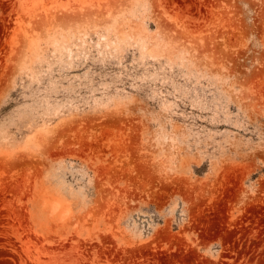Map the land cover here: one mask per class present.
<instances>
[{"label":"rangeland","instance_id":"obj_1","mask_svg":"<svg viewBox=\"0 0 264 264\" xmlns=\"http://www.w3.org/2000/svg\"><path fill=\"white\" fill-rule=\"evenodd\" d=\"M0 264H264V0H0Z\"/></svg>","mask_w":264,"mask_h":264}]
</instances>
